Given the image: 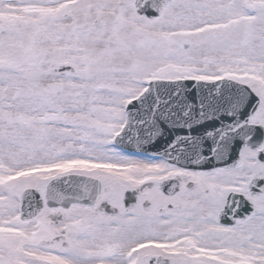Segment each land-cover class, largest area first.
I'll use <instances>...</instances> for the list:
<instances>
[{"label":"snow or ice","instance_id":"snow-or-ice-1","mask_svg":"<svg viewBox=\"0 0 264 264\" xmlns=\"http://www.w3.org/2000/svg\"><path fill=\"white\" fill-rule=\"evenodd\" d=\"M0 264H264V0H0Z\"/></svg>","mask_w":264,"mask_h":264}]
</instances>
